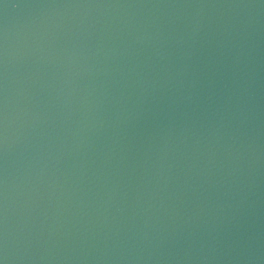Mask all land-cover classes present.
Segmentation results:
<instances>
[{
    "label": "water",
    "instance_id": "obj_1",
    "mask_svg": "<svg viewBox=\"0 0 264 264\" xmlns=\"http://www.w3.org/2000/svg\"><path fill=\"white\" fill-rule=\"evenodd\" d=\"M181 0H0V251L91 105Z\"/></svg>",
    "mask_w": 264,
    "mask_h": 264
}]
</instances>
